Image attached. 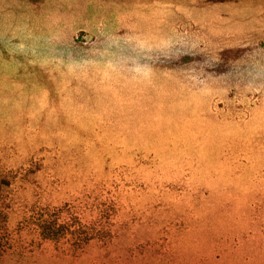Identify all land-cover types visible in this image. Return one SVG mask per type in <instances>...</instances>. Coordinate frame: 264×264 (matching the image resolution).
Wrapping results in <instances>:
<instances>
[{
  "label": "rangeland",
  "instance_id": "374dc122",
  "mask_svg": "<svg viewBox=\"0 0 264 264\" xmlns=\"http://www.w3.org/2000/svg\"><path fill=\"white\" fill-rule=\"evenodd\" d=\"M28 159L125 231L64 251L6 198L0 264H264V0H0V176Z\"/></svg>",
  "mask_w": 264,
  "mask_h": 264
},
{
  "label": "trees",
  "instance_id": "16d2710c",
  "mask_svg": "<svg viewBox=\"0 0 264 264\" xmlns=\"http://www.w3.org/2000/svg\"><path fill=\"white\" fill-rule=\"evenodd\" d=\"M46 171L45 164L28 159L0 176V200L10 198L11 203L5 205L20 231L72 253L120 242L125 231L118 213L121 191L106 193L96 185L82 201L73 197L59 202L54 197L63 184L43 180ZM134 251L143 252L144 246ZM128 253L133 250L128 248Z\"/></svg>",
  "mask_w": 264,
  "mask_h": 264
}]
</instances>
